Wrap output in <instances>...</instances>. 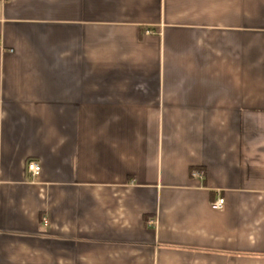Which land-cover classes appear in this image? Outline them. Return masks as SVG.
I'll return each instance as SVG.
<instances>
[{"label": "crops", "instance_id": "0c3cea01", "mask_svg": "<svg viewBox=\"0 0 264 264\" xmlns=\"http://www.w3.org/2000/svg\"><path fill=\"white\" fill-rule=\"evenodd\" d=\"M0 264H264V0H0Z\"/></svg>", "mask_w": 264, "mask_h": 264}, {"label": "built area", "instance_id": "2783aa9c", "mask_svg": "<svg viewBox=\"0 0 264 264\" xmlns=\"http://www.w3.org/2000/svg\"><path fill=\"white\" fill-rule=\"evenodd\" d=\"M146 33L148 34L149 32H146ZM26 168H27V172L31 176H34V177L38 176L39 173H40V170H41L40 165L38 163L34 162V161L28 162ZM223 204H224V200L223 199H219L217 202H215L213 204V207L215 209H219L220 210V209H222Z\"/></svg>", "mask_w": 264, "mask_h": 264}]
</instances>
